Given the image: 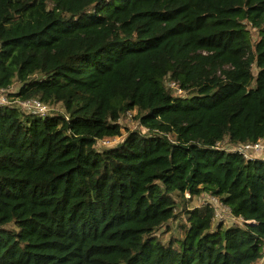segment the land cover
Listing matches in <instances>:
<instances>
[{"label": "trees", "instance_id": "obj_1", "mask_svg": "<svg viewBox=\"0 0 264 264\" xmlns=\"http://www.w3.org/2000/svg\"><path fill=\"white\" fill-rule=\"evenodd\" d=\"M18 84L64 112L0 107V264H264V160L217 147L264 140V0H0Z\"/></svg>", "mask_w": 264, "mask_h": 264}, {"label": "built area", "instance_id": "obj_2", "mask_svg": "<svg viewBox=\"0 0 264 264\" xmlns=\"http://www.w3.org/2000/svg\"><path fill=\"white\" fill-rule=\"evenodd\" d=\"M170 86L172 88H174L176 90L177 93L182 94L183 92L181 91V89L177 86L176 83H170ZM10 92H15L13 90V87L10 88H0V107H15L17 106L18 108H21V110L25 111L28 114L31 115H37L39 117H45L47 115H49L48 113V106L47 104L41 102L39 99H31V100H27V101H22L19 102L17 104H12V102L10 101V99L8 98V93ZM127 118L133 119L134 118V113L133 112H129L127 115ZM121 122V120H120ZM123 124V121H122ZM136 126H139V123L136 124ZM135 130H141L142 132H147L149 129H147L146 127H142L140 126V129H135ZM123 140V136L122 137H115V138H108V139H102L98 142L97 144V150H104V149H109V148H113L114 146H116L118 143L122 142ZM98 146L103 147L102 149H99ZM222 146V148L220 149H226L229 151H234V152H239L240 154L244 155L246 159L248 160H253L254 158H252L249 155V152H256V153H264V140H261L259 142L256 143H248V144H243V145H238V146H227V145H221V143L217 144V147ZM186 197H188L189 199H191V195L190 193H186ZM213 203H220L221 205H223L218 199L214 198V197H210ZM218 201V202H217ZM213 203H207L205 204V206H208L209 204H212L215 206V204ZM224 208H227L224 206ZM229 210V208H227ZM230 212V210H229ZM218 215V214H216ZM216 219V216H215Z\"/></svg>", "mask_w": 264, "mask_h": 264}, {"label": "rangeland", "instance_id": "obj_3", "mask_svg": "<svg viewBox=\"0 0 264 264\" xmlns=\"http://www.w3.org/2000/svg\"><path fill=\"white\" fill-rule=\"evenodd\" d=\"M252 33H253L254 37L257 38V34H256L255 29L252 30ZM19 86H20L19 84L14 86L13 90L17 91V89H19ZM47 106H48V113L49 114H57V113H63L64 112L62 105L51 104V105H47ZM133 113H134L133 119H130V118L124 119V121H123V133H126L127 129L128 130H135L136 128L140 129V125L136 126V124L139 123V121L136 120V118H135L136 112H133ZM98 148L102 149L103 147L98 146ZM249 155L252 158H254L253 160H255V159H263L264 160V153L249 152ZM210 197H212V196L209 194H202L199 197H194L191 199H189L187 197L190 200L189 201V207L190 208H195L196 206L202 207V206H205V204H207L209 202L213 203ZM213 204H215V207L217 209L216 214H218V215H216V219L214 220L215 223H221L222 222L225 226H232V225L239 223V221H237V219L232 216L231 212H229V210L227 208H224V206L221 205L219 202L213 203ZM181 211H182V209H178L179 213ZM183 220H184V218L181 217L177 220L171 221L167 226H163L162 229L158 232L159 239L163 240V242H168L169 239L172 237V235H174L175 237H179L180 233L178 231L177 226ZM168 228H171V230L168 231Z\"/></svg>", "mask_w": 264, "mask_h": 264}]
</instances>
